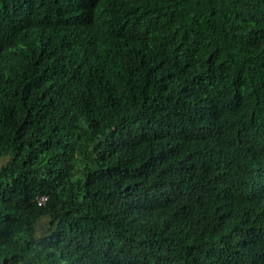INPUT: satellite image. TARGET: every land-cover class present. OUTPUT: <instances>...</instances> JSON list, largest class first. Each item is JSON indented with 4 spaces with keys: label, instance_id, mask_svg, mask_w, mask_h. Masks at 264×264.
Instances as JSON below:
<instances>
[{
    "label": "trees",
    "instance_id": "trees-1",
    "mask_svg": "<svg viewBox=\"0 0 264 264\" xmlns=\"http://www.w3.org/2000/svg\"><path fill=\"white\" fill-rule=\"evenodd\" d=\"M0 161V264H264V0H0Z\"/></svg>",
    "mask_w": 264,
    "mask_h": 264
},
{
    "label": "built area",
    "instance_id": "built-area-1",
    "mask_svg": "<svg viewBox=\"0 0 264 264\" xmlns=\"http://www.w3.org/2000/svg\"><path fill=\"white\" fill-rule=\"evenodd\" d=\"M47 201V197L46 196H41L39 197V203L44 205Z\"/></svg>",
    "mask_w": 264,
    "mask_h": 264
},
{
    "label": "rangeland",
    "instance_id": "rangeland-1",
    "mask_svg": "<svg viewBox=\"0 0 264 264\" xmlns=\"http://www.w3.org/2000/svg\"><path fill=\"white\" fill-rule=\"evenodd\" d=\"M1 163H2V161H0V165H1ZM46 223H47L46 221H43V223H42L43 227L45 226Z\"/></svg>",
    "mask_w": 264,
    "mask_h": 264
}]
</instances>
